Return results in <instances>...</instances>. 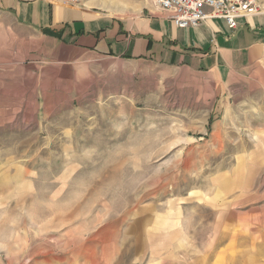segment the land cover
Listing matches in <instances>:
<instances>
[{
  "label": "rangeland",
  "instance_id": "rangeland-1",
  "mask_svg": "<svg viewBox=\"0 0 264 264\" xmlns=\"http://www.w3.org/2000/svg\"><path fill=\"white\" fill-rule=\"evenodd\" d=\"M32 38L24 100L0 110V264H264V69L227 99L179 70L119 98L102 72L28 52ZM4 42L10 66V22Z\"/></svg>",
  "mask_w": 264,
  "mask_h": 264
},
{
  "label": "crops",
  "instance_id": "crops-1",
  "mask_svg": "<svg viewBox=\"0 0 264 264\" xmlns=\"http://www.w3.org/2000/svg\"><path fill=\"white\" fill-rule=\"evenodd\" d=\"M73 2L0 0V10H5L0 11V31L6 33L10 22L19 45L10 66L4 58L6 42L0 47V110L12 100H24L18 90L23 84L25 28L35 46L28 52L40 53L39 57L51 55V65L58 61L66 69H84L81 75L90 81L102 72L114 81L111 95L119 98H135L141 90L132 81L137 77L168 76L169 70L205 77L208 89L212 91L210 87L215 85L218 93L228 98L235 84L247 82L252 72L264 69V15L240 18L235 30L229 29L225 20L214 18L179 28L158 11L154 0H112L115 7L122 6V11L113 12ZM41 42H48L51 50L36 48ZM8 67L17 69L14 99L2 76Z\"/></svg>",
  "mask_w": 264,
  "mask_h": 264
},
{
  "label": "built area",
  "instance_id": "built-area-1",
  "mask_svg": "<svg viewBox=\"0 0 264 264\" xmlns=\"http://www.w3.org/2000/svg\"><path fill=\"white\" fill-rule=\"evenodd\" d=\"M154 5L179 28L214 18L225 20L228 28L235 30L240 18L264 15V0H154Z\"/></svg>",
  "mask_w": 264,
  "mask_h": 264
}]
</instances>
